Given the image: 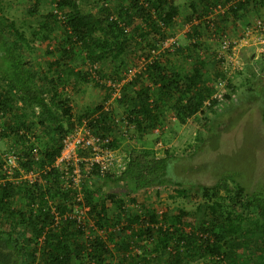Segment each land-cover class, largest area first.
Masks as SVG:
<instances>
[{
  "label": "trees",
  "instance_id": "trees-1",
  "mask_svg": "<svg viewBox=\"0 0 264 264\" xmlns=\"http://www.w3.org/2000/svg\"><path fill=\"white\" fill-rule=\"evenodd\" d=\"M50 1L53 7L41 12L31 39L17 29L9 39L0 26V140H9V148L0 150V249H8L3 264H112L113 254L116 264H188L187 259L196 257L203 264H238L236 251L245 248L253 258L250 264H264V183L248 193L236 183L234 194L226 177L210 186L200 184L211 202L201 221L193 224L185 220V208L161 212L138 202L142 190L151 188L157 199L158 187L178 183L168 175V149L159 154L152 145L133 146L120 172L101 174L97 165L80 161V188L54 166L64 136L84 117L98 113L89 120L97 133L115 126L112 109L105 110L103 104L112 95L111 85L102 102L74 117L66 89L74 76L88 79L87 70L76 69L80 64L101 72L103 64L115 61L110 80L117 82L138 58L146 60L121 85L118 96L127 107L125 117L139 133L164 127L168 109L185 123L203 110L223 74L216 63L210 64L215 73H209L207 61L200 59L203 33L197 25L187 33V44L161 49L162 42L175 35L180 15L175 0H86L87 9L75 0ZM39 2L34 1L30 13L39 12ZM190 5L192 11L184 19L188 22H205L213 7L226 6L214 16L221 32L228 17L245 16L252 7L258 11L264 0H193ZM6 19L0 14V22L8 27L13 22ZM35 38L50 44L47 69L27 60L33 56L30 41ZM182 55L186 63L191 61L190 68L173 61ZM249 72L250 77L256 74L252 68ZM96 82L106 88V82ZM257 84L264 107V74ZM230 97L226 92L225 98ZM218 104L212 99L205 107L213 110ZM119 138L109 146L117 147ZM11 151L17 165L9 173L3 164ZM89 154V149L78 151L79 157ZM67 169L72 173L74 163ZM79 189L82 201L76 198ZM77 206L86 207L80 219Z\"/></svg>",
  "mask_w": 264,
  "mask_h": 264
},
{
  "label": "rangeland",
  "instance_id": "rangeland-1",
  "mask_svg": "<svg viewBox=\"0 0 264 264\" xmlns=\"http://www.w3.org/2000/svg\"><path fill=\"white\" fill-rule=\"evenodd\" d=\"M34 1L0 0V14L8 18V21L13 22L8 27L0 22V26L4 27L3 30L7 31V38L10 39L17 29L23 32L25 37L31 39L38 18L41 17V12L46 13L49 9H52L54 4L50 0H40L39 12L32 14L29 8L35 4ZM75 1L80 3L83 9L89 8L86 0ZM89 1L93 2L94 0ZM175 1L180 6V15L175 24L176 31L173 37L178 38V41L184 45L188 43L187 33L191 28L190 22L194 20L188 22L184 19L192 11L190 3L193 0ZM90 8L94 9L96 7ZM259 15H264V6L261 9L259 8L258 11L255 7L249 8L245 12V16L241 15L239 18L230 16L222 23L226 26L222 33H226L233 38L237 37L244 22ZM210 38L207 33H203L205 46L201 45L200 47L203 49L219 48L218 40L212 41ZM30 45L31 55L33 56L30 58L29 55L27 60L38 69H47V60L51 55L47 51V48H50L48 41L35 38L30 41ZM2 52L0 49V55ZM256 54L259 57L257 59L252 58ZM262 54H264V51H260L255 46L242 48L241 58L244 64L240 69H235L228 77L229 83L231 82L234 85V88L228 87L231 97L218 102L219 104L215 109H208L204 106L203 110L195 114V117L193 116L186 123L168 122L164 127L143 133H139L134 124L127 126L128 136L119 138L121 139L119 145L114 147L117 154L124 158L127 151L133 146L152 145L159 154H163L165 149H168L172 154V160L168 163V175L178 182L177 184L158 187L160 196L157 199L154 197V190L151 188L142 190L139 194V204H151L161 212L167 210L177 211L179 208H185L189 211V215L185 217V220L197 224L201 221L206 205L211 202L209 198L202 195V190L199 188L200 184L210 186L226 177L230 186H234L232 194L235 192L236 183L243 187V193L252 192L263 185L264 107L260 95L261 88L257 84V80L264 74V55ZM175 59L177 61L181 60L183 68H190L191 61L186 63V60H182L181 56L173 57V61ZM145 61L138 58L135 66L142 68ZM210 64V61L206 62L207 71L213 74L216 70L214 65L211 66L212 64ZM90 66L87 63L80 64L76 68L88 71L87 80L80 74L74 76V79L70 80L67 85L66 91L70 96L74 117L102 102L107 92L111 90V88L108 89V80L113 75L110 73L115 70V61L103 64V69H99L101 72H93L89 68ZM250 68L256 72L255 76L250 77ZM128 77L131 78V75H128ZM130 78L126 77L123 81L126 82ZM96 81L104 84L106 82V88H102ZM111 91L115 92L113 89ZM115 95H111L103 104L112 109L114 116L123 118L127 107ZM8 143V139H1L0 150L9 148ZM223 194L225 193L223 192ZM188 227L191 228L190 225ZM248 245L250 246V244ZM246 250L247 248L236 251L239 255L235 256L238 264H250V258L253 259L252 256L247 254ZM0 252L2 253L0 264H3V261L7 258L6 252H8V249H0ZM112 260V264H116V254L112 255ZM187 260L188 264H203L202 260L197 257Z\"/></svg>",
  "mask_w": 264,
  "mask_h": 264
},
{
  "label": "built area",
  "instance_id": "built-area-1",
  "mask_svg": "<svg viewBox=\"0 0 264 264\" xmlns=\"http://www.w3.org/2000/svg\"><path fill=\"white\" fill-rule=\"evenodd\" d=\"M226 6L218 5L212 8V11L204 17L206 20L203 22L201 19L194 18L192 22H190L191 27L192 24L197 25L201 33H207L212 41L218 40L219 48H199V57L202 60L210 61V63L218 64L221 69V74L217 81V88L213 95L204 101L205 106H209L211 104L212 99H216L217 102H221L225 100V93L228 92L229 87V74H231L235 69H240L244 64V61L241 58L242 48L248 46H255L260 51H264V15H259L254 17L251 20H247L244 22L241 32L237 35V37H230L226 33L218 32L216 23L214 21V16L217 13L224 12ZM201 40L203 41V45L205 46V42L203 40V35L201 34ZM191 42H196V38H192ZM180 42L178 38L173 36L164 40L161 44V49H173L175 46H180ZM157 51H154L156 54ZM140 68L137 66H133L127 70L126 75L120 80V83L112 82L108 80V85H111L115 92H112V96L116 94L120 95V87L124 84L123 79L130 78L128 75H131V78L139 72ZM95 72V71H93ZM130 78V79H131ZM120 84V85H119ZM231 88V87H230ZM118 90V91H117ZM115 95V96H116ZM110 107L104 106L105 110H108ZM95 116V115H94ZM91 117L83 118L80 124H77L72 131L66 134L62 140V148L60 154L57 156L54 161V166H57L60 169L64 170V177L66 180L71 178L73 184H75L78 188H80V180L82 176V167L80 165V161L86 162L89 167L97 165V168L101 174H104L109 171L120 172L126 165L127 154L124 158L117 154L114 148H111L109 144L114 140L115 136H128L127 126L130 121L127 117L123 118H115L113 119V124H115L113 130H110L106 133H97L92 127L89 125V120ZM79 149H89L90 154L87 156H78ZM35 154L37 153V148L32 150ZM6 162L3 164V167L7 170V172L11 173L13 171V167L17 165V156L14 155L13 151L5 154ZM74 163V169L72 173L68 172V166ZM34 173L29 171L27 176L28 178L33 179ZM77 200L82 201V194L79 191L76 196ZM86 207H76L75 212L78 214V219L81 218V214L84 212ZM102 236H106L104 230L99 231Z\"/></svg>",
  "mask_w": 264,
  "mask_h": 264
},
{
  "label": "crops",
  "instance_id": "crops-1",
  "mask_svg": "<svg viewBox=\"0 0 264 264\" xmlns=\"http://www.w3.org/2000/svg\"><path fill=\"white\" fill-rule=\"evenodd\" d=\"M170 50V49H169ZM262 55H264V54H262ZM259 56H258V54H256L255 56H252V58H258ZM183 58H184V56L182 55V60H183ZM181 61V60H180ZM179 61V62H180ZM166 105V104H165ZM164 108H166L165 106H164ZM167 110V109H166ZM167 111H169V109L167 110ZM166 111V113H165V115H166V117H167V122L165 123V124H167L168 122H175V121H178V119H177V117L176 116H174L173 115V113H171V111H169V113ZM197 114V113H196ZM195 117V114L194 115H192L191 117H188L187 118V120L186 121H190V119H192V117ZM172 120V121H171ZM186 123V122H185Z\"/></svg>",
  "mask_w": 264,
  "mask_h": 264
}]
</instances>
